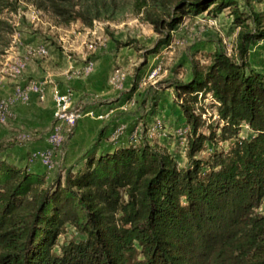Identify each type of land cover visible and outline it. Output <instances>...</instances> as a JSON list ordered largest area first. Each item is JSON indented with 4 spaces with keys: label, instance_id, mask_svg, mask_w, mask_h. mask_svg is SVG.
<instances>
[{
    "label": "trees",
    "instance_id": "16d2710c",
    "mask_svg": "<svg viewBox=\"0 0 264 264\" xmlns=\"http://www.w3.org/2000/svg\"><path fill=\"white\" fill-rule=\"evenodd\" d=\"M23 1L58 26L134 15L158 36L151 53L171 43L184 18L204 12L230 9L240 31L237 57L216 49L171 83L187 127V166L147 141L88 151L51 179L0 159V264H264V70L251 61L264 18L253 0L245 10L238 0ZM18 7L0 0V57ZM207 105L215 121L204 116ZM244 125L250 136H241ZM223 142L231 147L219 149ZM207 143L213 150L202 157ZM68 227L83 238L60 242Z\"/></svg>",
    "mask_w": 264,
    "mask_h": 264
},
{
    "label": "rangeland",
    "instance_id": "374dc122",
    "mask_svg": "<svg viewBox=\"0 0 264 264\" xmlns=\"http://www.w3.org/2000/svg\"><path fill=\"white\" fill-rule=\"evenodd\" d=\"M238 1L244 10L248 9L246 0ZM253 4L255 10L261 12L264 18V0H253ZM28 14L32 16V13L26 10V15H22L23 19L17 15H12V22L17 23L16 29L19 26L34 32L56 30L57 25L44 14L40 15V20L37 21L39 25H30ZM249 22L251 23V21ZM73 25L76 31L85 32L81 24L75 22ZM94 29L96 33L91 35V40L83 44L85 50L87 48V50L92 51L110 43L112 46L110 52H115L116 57L117 53L121 54L118 63L115 61L113 63L110 72V84L114 88H122L124 102L120 105L121 108L113 109L111 112L110 119L113 120L111 128L109 125L104 127L105 131L110 128V134L106 136L107 143L105 144L117 146L140 144L147 141L156 149L171 152L177 159L179 166H187L188 160L185 154L187 127L185 118L176 104L171 83L176 78H189L193 62L197 61L200 65L207 64L211 54L216 49L224 50L237 57L236 46L240 26L234 22L230 9H225L217 15L204 12L193 18H184L179 28L173 32L171 43L160 47L154 53L151 51L157 43L158 36L150 24L140 22L134 15H128L121 22H98ZM43 35L46 34L43 33ZM98 35L100 36L99 39L95 37ZM46 38L63 49L61 46L63 41L58 43V40L52 39L53 37ZM116 40L122 42L123 46L118 47ZM90 43H93V49L88 47ZM4 61V57H0V77L5 74L3 71ZM251 61L259 69L264 70V40L251 47ZM157 66L160 69L152 76V70ZM117 73L123 74V78H119V81L115 79ZM12 94L13 92L9 95H3L0 92V97L8 98ZM117 100L118 98L112 102ZM209 101L210 97L206 96L204 102L207 104ZM18 103L25 104L27 102ZM204 116L209 122L215 121L217 118L215 109L208 105ZM0 128L7 130L9 127L8 124L0 123ZM4 129L0 133V143L3 146L0 151V159L9 162L14 160L18 162L17 164H21L25 159H29V163H34L36 160L40 161L39 158L35 157L34 151L30 153V156H26V152H29L26 150L30 141L11 140ZM204 131L208 132L206 128ZM250 134L251 130L244 125L241 136H250ZM12 138H15V135ZM230 147V142L218 144V148L222 150H228ZM206 148L200 153V156H208L213 150L211 143H207ZM66 149L67 144L63 153L59 155L60 157L55 159L52 167H46L42 164L46 168L41 172H46L48 179L57 175L63 177L65 169L71 166L64 161V156L67 154ZM11 155L16 157L13 158ZM258 212L264 214V198ZM81 238L83 236L77 233L73 227H68L66 233L60 237V242Z\"/></svg>",
    "mask_w": 264,
    "mask_h": 264
},
{
    "label": "crops",
    "instance_id": "0c3cea01",
    "mask_svg": "<svg viewBox=\"0 0 264 264\" xmlns=\"http://www.w3.org/2000/svg\"><path fill=\"white\" fill-rule=\"evenodd\" d=\"M27 16L30 17L28 20L30 25H39L37 21L40 19H34L29 14ZM77 23L81 24L80 22ZM95 26L93 28L83 26L85 32L76 31L73 23L70 26L57 25L56 30H44V32H34L18 26L11 46L1 56L5 59L3 64L5 74L0 77V92L3 95H9L17 86H27L32 81H39L45 87L43 99L32 93L29 102L17 103L13 107V118L11 117L7 123L9 128L7 130L0 128V133L4 129L11 140H15L12 136L20 131L33 134L26 150L29 152L25 151L27 157L33 151L50 147L48 135L54 121V95L56 93H70L74 104L84 106L86 110L93 113L92 116L87 115L79 119L73 135L67 140V154L64 156L67 165L76 164L88 151L96 150L99 153L103 149L115 147V145L107 146L108 144L105 143H107L106 136L110 134L111 122L113 121L110 119L111 112L113 109L121 108L120 105L124 102L122 88H114L110 84V72L113 63L114 61L118 63L121 54L117 53L116 57L115 52H110L112 47L110 43L92 51L87 50V48L84 49L83 44L88 40L90 41L91 35L96 33ZM46 37H53L52 39L58 40V43L63 41L64 43L61 44L63 49ZM95 37L99 39L100 36ZM38 45H45L48 53L46 55H39L38 53L29 55L22 76L17 78L10 76L6 71L7 60L23 55L27 48H36ZM88 58L94 61L92 72L87 75L77 74ZM117 98L116 102H112ZM106 125L110 127L107 131L104 129ZM100 132L102 136L98 141ZM15 155L11 156L14 158ZM57 157L60 156L57 155ZM10 162L18 163L14 160ZM29 162V159H25L17 165L28 167L33 171H42L46 168L39 160L34 161V163Z\"/></svg>",
    "mask_w": 264,
    "mask_h": 264
},
{
    "label": "built area",
    "instance_id": "2783aa9c",
    "mask_svg": "<svg viewBox=\"0 0 264 264\" xmlns=\"http://www.w3.org/2000/svg\"><path fill=\"white\" fill-rule=\"evenodd\" d=\"M18 2V10L16 13H11V17L13 14L17 15L18 17H22V15H26V10H29L32 13L34 19H40L42 12L37 10L32 4H29L23 0H18ZM97 23L98 22L95 24ZM16 25L17 23L14 24V26ZM88 47L93 49V43H90ZM34 53L46 55L48 50L45 45H38L36 48H27L23 55H19L14 59L7 60L5 64L7 73L15 78L22 76L26 68L29 55ZM93 69L94 61L92 59H87L83 68L78 70L77 74L87 75L92 72ZM159 69V66L154 68L152 70V76L155 75ZM119 78H123L122 73L116 74L115 79L119 81ZM32 93L37 94L40 99H43L45 95V87L39 81H32L27 86H17L10 97H0V123L7 124L13 116V107L15 104L18 102H28ZM54 101V121L48 135L50 147L34 153L35 157L39 158L42 164L46 167H52L54 165L56 156L63 153L65 143L69 136L74 132L79 119L87 115H93V113L90 110H86L84 106L82 107L74 104L72 95L70 93H56L54 95ZM32 137L33 134L26 131H20L15 135V139L21 141H29L32 139Z\"/></svg>",
    "mask_w": 264,
    "mask_h": 264
}]
</instances>
